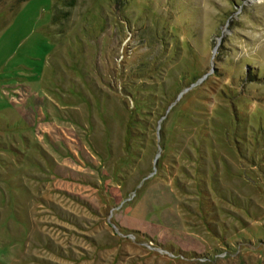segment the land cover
<instances>
[{
    "label": "rangeland",
    "instance_id": "rangeland-1",
    "mask_svg": "<svg viewBox=\"0 0 264 264\" xmlns=\"http://www.w3.org/2000/svg\"><path fill=\"white\" fill-rule=\"evenodd\" d=\"M0 264H264V0H0Z\"/></svg>",
    "mask_w": 264,
    "mask_h": 264
},
{
    "label": "bare ground",
    "instance_id": "bare-ground-1",
    "mask_svg": "<svg viewBox=\"0 0 264 264\" xmlns=\"http://www.w3.org/2000/svg\"><path fill=\"white\" fill-rule=\"evenodd\" d=\"M259 1H263V0H259Z\"/></svg>",
    "mask_w": 264,
    "mask_h": 264
},
{
    "label": "trees",
    "instance_id": "trees-1",
    "mask_svg": "<svg viewBox=\"0 0 264 264\" xmlns=\"http://www.w3.org/2000/svg\"><path fill=\"white\" fill-rule=\"evenodd\" d=\"M72 4H73V2H72ZM56 21V20H55Z\"/></svg>",
    "mask_w": 264,
    "mask_h": 264
}]
</instances>
